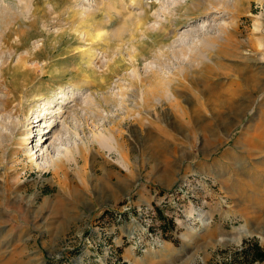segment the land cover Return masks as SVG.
<instances>
[{
  "label": "rangeland",
  "instance_id": "374dc122",
  "mask_svg": "<svg viewBox=\"0 0 264 264\" xmlns=\"http://www.w3.org/2000/svg\"><path fill=\"white\" fill-rule=\"evenodd\" d=\"M255 24L264 0H0V264H264Z\"/></svg>",
  "mask_w": 264,
  "mask_h": 264
},
{
  "label": "bare ground",
  "instance_id": "6f19581e",
  "mask_svg": "<svg viewBox=\"0 0 264 264\" xmlns=\"http://www.w3.org/2000/svg\"><path fill=\"white\" fill-rule=\"evenodd\" d=\"M217 9H219V8H217ZM206 12H208L207 10H206ZM222 32H223V34H224V37H225V39L226 40H228V38H229V32L230 31H228L229 29H228V26L227 27H225V25L224 26H222ZM255 29H257V30H259V35L260 36H258V37H256V42H257V46L258 47H261L262 46V36L264 35V30H262V29H260V25H258V24H255ZM102 35L103 34H96L95 36H96V39H98V40H100V42H102V39H103V37H102ZM88 37V36H87ZM91 38V37H90ZM97 40V41H98ZM137 60V59H136ZM210 67V66H209ZM166 80H162V81H151V82H149L148 81V83L146 84V86L147 87H143L142 88V95H143V100H144V102L145 103H150L151 101H152V98H154L155 96H158L159 94H161V96H164V93H165V87H166V85L168 86V82L166 83L165 82ZM145 83V82H144ZM42 95V94H41ZM156 98V97H155ZM153 109V108H152ZM184 111H185V109H184ZM151 112V111H150ZM149 112V113H150ZM186 113V112H185ZM105 140H110L109 138H107V137H105V139H101V142H100V146L101 147H103L105 150H107V151H116V153H118V154H120L121 155V157H125V155L123 154V153H121L117 148H115V144H114V142L113 141H105ZM73 178V177H72ZM74 182V181H73ZM110 195L114 198V196H116V194H115V192L114 191H112L111 193H110ZM80 197V196H79ZM259 222V221H258ZM257 223V222H256ZM130 234H131V232H130Z\"/></svg>",
  "mask_w": 264,
  "mask_h": 264
},
{
  "label": "trees",
  "instance_id": "16d2710c",
  "mask_svg": "<svg viewBox=\"0 0 264 264\" xmlns=\"http://www.w3.org/2000/svg\"><path fill=\"white\" fill-rule=\"evenodd\" d=\"M170 223H172V222H170ZM173 225V224H172Z\"/></svg>",
  "mask_w": 264,
  "mask_h": 264
}]
</instances>
